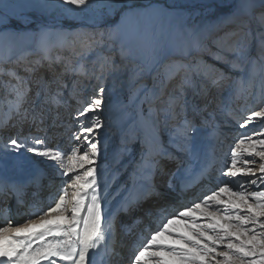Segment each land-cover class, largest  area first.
<instances>
[{
	"label": "bare ground",
	"instance_id": "6f19581e",
	"mask_svg": "<svg viewBox=\"0 0 264 264\" xmlns=\"http://www.w3.org/2000/svg\"><path fill=\"white\" fill-rule=\"evenodd\" d=\"M256 1L264 4V0ZM228 20L229 18L226 19V21ZM180 23V14L177 9H168L159 5L140 12L128 11L124 13L115 29L120 31L121 39L134 57L138 59L139 65L143 66L142 70H133V78L128 74L126 79H121L119 83H111L108 86L102 85V79H100L93 87H90V90H85L82 87L83 85H79V80L76 77H71L68 81L63 80V84L68 85L66 91H69V93L67 95L61 93L62 98L57 105L44 102L47 96L56 92V83H58L50 75V72L44 69L52 66L54 62L52 51L58 42L64 44L67 33L62 31L60 27L49 26L43 28L40 31L36 49L44 71V79L40 89L41 95L37 100L38 102L31 103L29 106L24 104L27 101L26 97L19 109V114H17L11 104L15 99L12 88L17 84V80L11 73L23 79L15 69L14 63L16 59L25 56L32 50L34 44L33 34L30 30L26 31L25 29L6 28L0 31V223L10 219L12 225L16 226L17 224L25 223L28 219H36L38 215L42 214V210L47 211V206L52 204L53 200L57 198V194L65 182L62 179H57V174H60L59 171L51 161H47L43 156L28 150L25 151L24 148L18 152H13L10 149L6 150L5 145L9 138L13 136L19 137L23 132L22 126L28 122L31 124V129L29 130L33 131L35 136L40 137L51 145L55 137L61 135V141L64 139L65 143H63L62 148H57L61 150L69 148L72 143L69 142L70 137L67 141L66 137L70 134V131L78 132L81 122L89 123L92 120L91 114L78 117V110L86 107L87 102L101 87L105 91L103 93L102 107L96 113L102 125L101 129L97 130V141L100 150L97 157V179L106 238L98 251H90L92 264H129L128 260H126L127 257L130 256L131 251L138 252L141 245L146 242H142L144 237L148 236L146 230L149 227H155L159 210L161 208H167L169 212L182 210L184 205L178 206L180 203L179 199L172 195L164 194L163 191L165 189L170 188L179 192L184 186V181L193 182L195 186L197 178L201 180L200 183H197L199 185L202 184L204 177L207 178L206 182H217L221 178L223 168L230 164V149L235 146L236 141L240 138L237 134V137L231 134L228 137V130H232L234 123L224 129V131L221 130V133H216L214 130L213 134L206 135L207 137L203 140L204 143L201 142L195 148H190L188 143L183 146L181 144L183 140L180 138L178 143L177 141L174 142L173 147L169 149L170 144L162 142V135L153 128L151 119H147L143 113L141 102H137L135 108L138 115L134 118L133 116H127V120L124 121L126 107L123 103V97L128 90L127 81L130 78L134 82L143 80L140 84L139 92H145L149 89L151 98L154 90L151 89L149 81L166 58L175 57L176 55L184 56L183 60L191 61L194 58L196 50L201 45L200 38L196 32H188L183 22L184 25ZM257 29L259 32L258 39L262 44L259 45V49H261L264 47V24L257 25ZM18 31L21 33H18ZM233 34L235 32L230 28L226 36ZM175 46L178 49H175ZM254 47L255 43L251 47V53H253ZM176 57L182 59L181 56ZM103 60L105 61V59ZM231 60H236V55ZM99 64L100 62L96 64V67ZM241 64L239 61V66L235 68H230L225 63L213 65L216 69L215 72L203 71V76L199 75L204 87H202V92L198 93L196 104L199 105V112L195 116V121L200 120L204 122V125H208V122L214 118L213 110L215 106L212 107V104L208 105V101L218 103L220 97L217 92L222 85V81L226 78L235 81L238 76L234 75L238 74L240 70L237 73L234 72L240 68ZM221 72L226 74V78H220ZM145 73L147 77L143 78L142 75ZM91 78H95V73H93ZM239 82L240 79L233 84L236 85ZM73 83H75V89L74 92H70L73 88ZM25 86L29 89L27 82H25ZM238 87H240V84ZM231 91L232 89L227 94H230ZM82 92L85 94L84 97ZM221 97L226 99L224 95H221ZM249 98L241 96V101L238 102L236 96L232 100L234 107L238 103L237 111L240 115L245 113V108L252 106ZM227 101L225 102L226 105ZM257 105L258 103L254 106ZM59 106H64L63 112L60 111ZM202 106L203 111H201ZM25 110H27L28 114L27 119H24ZM40 112L44 113L43 123L39 121L33 123L32 115ZM224 115L226 117L229 114L226 113ZM245 116H247L246 113L243 117ZM73 118L76 121L72 123ZM162 119L166 124L168 123L167 115L162 117ZM227 120L232 121L230 119ZM53 121H55V127L53 126ZM250 124L252 125L253 123ZM14 125L16 128L13 129ZM256 128L257 126L253 127L252 125L250 128L241 130V132L251 133ZM107 134L114 136L113 141L115 143L112 141V145H110L111 142L107 143ZM222 135H225L223 140L226 142L219 143L218 140ZM128 140L134 141V143L126 151L123 145ZM218 144L222 146L218 147ZM31 146L32 142L30 143ZM203 146H205L204 149ZM42 150L41 148L40 151ZM160 151L165 153V158H160L159 165L155 168L150 182L146 181L143 173L145 161L150 159L154 153ZM214 153H220L221 157H219L221 160L216 162V157H212ZM197 161L201 165L199 163L197 165ZM174 168L176 169L173 170ZM196 170L197 173L194 174ZM176 171L181 173L177 177H172L173 179L166 181V176L169 173L172 175L171 172ZM164 181L166 182L164 183ZM169 182L171 183L168 188L166 186L163 187V183L168 185ZM149 184L151 188L150 194ZM204 187L205 185L200 188V193L204 192ZM211 188H215L214 184L208 185V190ZM72 191L71 188L68 189L66 199L69 202L71 201ZM205 194L208 193H203L201 197L198 194L194 198L202 199ZM4 201H8L9 204L2 208ZM149 208H152V210ZM135 233L138 234L137 237ZM129 244L130 248L128 249ZM136 247L139 248L136 249ZM132 256L135 255L132 254ZM42 264H46V262H42ZM57 264H60L59 260Z\"/></svg>",
	"mask_w": 264,
	"mask_h": 264
},
{
	"label": "snow or ice",
	"instance_id": "6c2138e0",
	"mask_svg": "<svg viewBox=\"0 0 264 264\" xmlns=\"http://www.w3.org/2000/svg\"><path fill=\"white\" fill-rule=\"evenodd\" d=\"M64 2L87 6L90 0ZM142 7L133 3L127 5L129 12L139 11ZM245 48V44L237 42L228 49L235 52L236 60H228L220 52H209V55L235 68L245 55ZM260 55L264 58V47L260 49ZM205 67L207 72L216 71L213 66ZM11 75L17 80L12 88L15 99L11 104L19 114L28 89L22 78L14 73ZM220 78H226V74L221 72ZM184 82L190 83L187 74ZM61 88H68V85L61 84L44 102L59 104ZM74 89L75 83L70 92ZM104 91L103 87L99 88L87 106L78 110V117L91 114L92 120L81 122L69 148L61 150L46 146L44 140L38 137L32 138L31 147H28L27 137L22 141L20 137L13 136L7 141L6 150L18 152L27 148L51 161L66 180L57 198L36 219H28L16 226L8 219L4 221L6 226H0V264H57L58 260L60 264H92L90 251H98L106 238L97 179L100 151L97 130L102 125L96 115L102 107ZM196 95L194 92L189 101L182 87L179 93L170 96L168 109L172 116L175 117L177 109L186 113L189 107L198 114ZM27 118L25 110L24 119ZM31 119L33 123H43L44 113H34ZM257 120H264V107L251 111L239 127L246 129ZM53 126H56L55 121ZM197 132L195 117L189 119L185 116L180 135L187 141ZM261 137H264V128L241 134L230 149L231 163L223 168L215 188L209 189L202 199L191 202L190 206H182L179 211L159 210L155 227L146 230V242L135 254V264H264V189L260 188L264 184V138ZM160 158H165L163 151L154 153L145 161L143 173L146 181L150 182ZM257 159L260 161L258 168ZM244 177L248 178L246 182H243ZM249 186L258 190L247 191ZM69 188L73 190L70 202L66 199ZM237 188L239 190H234ZM150 191L149 184V194ZM213 207L217 211L209 210ZM201 220L206 222L201 223ZM221 247L225 250L218 251Z\"/></svg>",
	"mask_w": 264,
	"mask_h": 264
},
{
	"label": "rangeland",
	"instance_id": "374dc122",
	"mask_svg": "<svg viewBox=\"0 0 264 264\" xmlns=\"http://www.w3.org/2000/svg\"><path fill=\"white\" fill-rule=\"evenodd\" d=\"M129 3L143 6L140 8L139 12L150 9L153 5H159L168 9H177L180 14L181 23L183 22L185 24L184 27L186 30L188 32H196L201 41V45H199L191 61L187 59L183 60L184 56L182 55H176L181 56L182 59L172 56L163 61L159 70L153 74L149 81L151 89L154 90V94L151 98L150 91H148L149 89L145 92H139L140 84L143 80L141 82H134V80L131 79L133 78V72L135 70H142L143 66L139 65L138 59L134 57L121 39L120 31L115 29L122 15L129 11L127 8ZM227 18H229L228 21H226ZM183 23L182 25H184ZM261 23L264 24V4L256 0H90L87 6L71 5L65 3L64 0H0V31L6 28H13L15 30L25 29L26 31L30 30L33 34L32 38L34 44L32 50L25 56L16 59L14 63L15 69L18 71L19 75H21L23 80L29 85L26 96L27 101L24 104H28L29 106L31 103L38 102L37 100L41 95L40 89L44 79V71L42 68L43 64L40 62V57L36 50L40 31L49 26L60 27L62 31L67 33L65 42L64 44L58 42L54 47L52 51L54 54V62L52 61V66H48L49 68L47 67V69H44L50 72L54 80H57L58 83H56L57 87L55 89L57 90V88L63 84V80L68 81L71 77H76V79L79 80V85H83L82 87H84L85 90H90V87H93L100 79H102V85L108 86L111 83H119L121 79H126L129 74L131 78L127 81L128 90L123 97V103L126 107L124 121L127 120V116H133L134 118L138 115L135 108L137 102H141L143 113L146 115L147 119H151L153 128L162 135V142L170 144L169 149L173 147L174 142L177 141L178 143L180 138L183 140L181 141L183 146L188 143L190 148H195L198 144L203 142L208 135L213 134L214 130L216 133H221V130L224 131V129L230 127L232 123L235 125H233L231 131L228 130V137L230 134H237L238 137H240L242 134L241 130L243 129L238 125L244 123L251 111L259 110L261 107H264V58L260 55L259 45L261 43L258 39L259 32L257 29V25ZM230 28L234 30L235 34L226 36ZM19 32L20 31H18V33ZM237 42L246 45L245 55L239 60L242 64L240 68H237L238 70L234 72L237 73L240 70L238 74L234 75L238 76L237 79H240V82L235 85L233 83L238 80L236 79L234 81L229 78L222 81V85L217 92L220 97L218 103H211V101H208V105L212 104V107L215 106L213 110L215 115L214 118L208 122V125H204V122L200 120L195 121L198 132L186 141L180 135L182 122L185 116L192 119L197 114L189 107L186 113L180 112V110L177 109V114L173 117L168 109L170 95L172 96V94L179 93L183 87L189 101H191L194 92L197 94L195 96V102L197 103L198 93L202 92V87H204L199 75L203 76V71H206L205 66L224 63L223 60L214 59L209 55V52H220L222 56L231 60L236 54L228 49ZM254 43V51L251 53L250 50ZM202 47L203 49H201ZM175 49L178 48L175 46ZM103 59H105V61ZM98 62H100V64L96 67ZM26 69L33 70L26 71ZM93 73H95L94 79L91 78ZM186 74L190 83L184 82ZM142 76L145 78L147 74L145 73ZM239 84L240 87H238ZM231 89L232 91L230 94H227ZM60 91L63 95L69 93V91H66V88H61ZM38 92L39 96H37ZM221 95H224L226 99H223ZM82 96H85L83 92ZM236 96L238 102L241 101V96L246 98L250 97L249 101H251L252 106L244 109L247 115L245 117H243L245 113L241 115L238 113V103L235 107L233 106L232 100H234ZM226 101L227 105L225 104ZM257 103L258 105L254 106ZM63 108L64 106H59L61 112L64 111ZM201 111H203V106L201 107ZM223 112L229 115L225 117ZM166 115L168 116L167 124L162 119V117ZM227 119L232 121L230 122ZM75 121L76 120L73 118L72 123ZM252 125L253 127L257 126L255 131L258 132L260 129L264 128V120H257ZM252 125L249 124L247 128L252 127ZM22 127L23 132L19 137L21 139L27 137L28 147H30L32 138L37 136H35L33 131L29 130L31 129V124L28 122ZM14 128H16L15 125L13 126V129ZM75 133H77V131L74 132L71 130L70 134L66 137V141L70 137L69 142L73 143L72 137ZM106 137L108 139L107 143L111 142L110 145H112L114 136L107 134ZM224 137L225 135L220 137L218 140L219 143L226 142L223 140ZM44 142L50 147L62 148L65 140L63 139V141H61V135H58L51 145L45 140ZM113 143L115 142L113 141ZM133 143L134 141L130 140L125 142V145H123L124 150H129V147L132 146ZM245 144H247V141ZM205 146H203V149ZM219 146L222 145L218 144V147ZM24 150L27 151V148H24ZM216 154L217 153H214L212 157H216L217 162L221 160V154ZM259 162L260 161L257 159V168ZM198 163L200 164L199 161H197V165ZM229 163H231V160H229ZM240 166H243V164ZM175 169L176 168L173 170ZM171 173L172 175L169 173L166 176V181L177 177L181 172L177 173L176 171ZM57 176V179H62V181L66 180V177L60 174H57ZM206 179L205 177L202 186L206 185L205 187H207L209 184H214V186H216V181L206 182ZM247 179V177H244L243 182H246ZM166 181H164V183ZM164 183L163 187L166 186L168 188L171 182H169L168 185ZM260 188L264 189V184H261ZM168 189L170 190V188ZM234 190L239 189L237 188ZM246 190L256 191L258 189L249 186ZM204 193H208V190ZM195 194L197 193H194L193 196H195ZM202 194L199 197H201ZM193 196L183 205L188 204V206H190L191 202L198 200L197 198L193 199ZM3 203L2 208L9 204L8 201H4ZM149 209L152 210V208ZM209 210L217 211L214 207ZM153 213H155V211H153ZM200 222L204 223L206 221L201 220ZM0 226L6 225H4L3 222L0 223ZM135 236L137 237L138 234L135 233ZM142 242H145V238ZM127 248H130V244ZM137 248L139 247H136V249ZM224 250L223 247L218 249V251ZM136 253V251H131L130 256L127 257L126 260H128L127 262H129V264H135V256H132V254L135 255Z\"/></svg>",
	"mask_w": 264,
	"mask_h": 264
}]
</instances>
